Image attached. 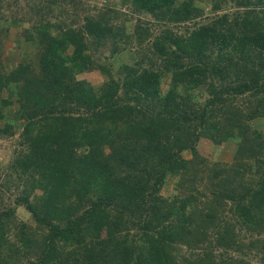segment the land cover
I'll return each mask as SVG.
<instances>
[{"label": "trees", "instance_id": "obj_1", "mask_svg": "<svg viewBox=\"0 0 264 264\" xmlns=\"http://www.w3.org/2000/svg\"><path fill=\"white\" fill-rule=\"evenodd\" d=\"M124 1L166 25L141 62L119 60L123 33L100 16L35 28L37 67L0 60V138L19 133L10 168L26 185L13 207L0 187V264H246L231 255L253 250L264 264V132L250 124L264 119V0H211L207 20L195 0ZM108 40L100 65L89 50ZM94 70L101 85L78 79ZM228 141L234 162L203 155Z\"/></svg>", "mask_w": 264, "mask_h": 264}, {"label": "rangeland", "instance_id": "obj_2", "mask_svg": "<svg viewBox=\"0 0 264 264\" xmlns=\"http://www.w3.org/2000/svg\"><path fill=\"white\" fill-rule=\"evenodd\" d=\"M8 1L5 0L0 3V31L8 28L7 33L0 32V60L5 70H10L24 61H31L37 67L40 48L38 43L34 41L37 38L35 28H38L40 24L49 23L50 33L58 35V28L80 27L87 17L99 18L100 16L106 20L108 19L113 25L115 32L123 33L122 41H119L121 42L119 44L121 48L119 52L121 54L117 57L124 63L141 62L144 56H151V43L166 28L165 24L158 23L147 15L137 16L131 13L130 5L124 0H56V2L55 0H11L10 4V1ZM210 1L195 0L197 7L203 10L204 20H207L211 14ZM108 9L113 10L109 16L106 14ZM191 24H181L173 26L171 29L177 33H184L191 29ZM28 34L33 36L34 40L29 39ZM139 34L142 36L140 43L137 41ZM111 41L108 40L105 45L98 48L90 47L89 54L98 64L104 65L110 62L111 65L109 59L113 45ZM78 79L86 80L94 87H97L104 81V75L94 70L80 74ZM202 94L204 93L197 92L196 95L199 98ZM2 95L5 98L14 97L12 90H4ZM13 112V109H6L5 115L8 116L9 120H12L15 129H18L22 126V123L15 120L14 116H12ZM250 124L259 131L264 132V119L252 121ZM0 127H3L2 122H0ZM20 141L19 133L4 135L0 138V187L4 194L3 207H13L14 199L26 187L22 181L12 174L10 168L13 160L18 155L17 153L25 148ZM204 148L203 155L209 156L212 161L229 164L234 162L236 143L233 141L226 142L221 149H215L214 146L208 144ZM182 156L185 159H190L191 157L188 152H183ZM178 179L179 175L168 176L160 194L168 198L175 195L177 193L175 186ZM205 179L203 184L206 189H209L208 177L206 176ZM200 188L204 189L203 186ZM16 215L18 219L33 224L29 213L23 207L16 208ZM239 237L244 240V246L256 239V237L251 238L250 236L247 238L243 231L240 232ZM186 252L183 248L181 254ZM221 252V250L216 248L214 253L219 255ZM231 256L236 259L242 258L247 262L246 264H260L255 250L243 257L239 253H234Z\"/></svg>", "mask_w": 264, "mask_h": 264}]
</instances>
